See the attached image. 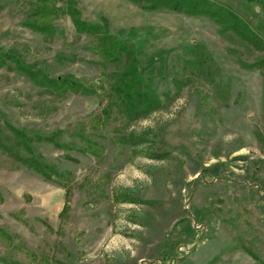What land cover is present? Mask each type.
<instances>
[{"label": "rangeland", "instance_id": "rangeland-1", "mask_svg": "<svg viewBox=\"0 0 264 264\" xmlns=\"http://www.w3.org/2000/svg\"><path fill=\"white\" fill-rule=\"evenodd\" d=\"M211 1L264 41L258 5ZM36 2L0 0V49L95 92L56 95L11 63L0 66V264H264V48L222 33L207 16L75 0L83 20L104 19L110 34L133 44L159 102L131 122L115 111L101 119L109 74L123 58L103 59L65 13L52 17V36L28 28ZM7 126L28 136L60 131L68 148L31 146L66 181L16 161Z\"/></svg>", "mask_w": 264, "mask_h": 264}, {"label": "trees", "instance_id": "trees-1", "mask_svg": "<svg viewBox=\"0 0 264 264\" xmlns=\"http://www.w3.org/2000/svg\"><path fill=\"white\" fill-rule=\"evenodd\" d=\"M131 1L142 3L143 8L148 10L165 8L186 15L207 16L220 27L222 33L232 30L242 40L264 48V41L243 19L237 16L230 8L221 6L211 0ZM244 1L254 3L264 10V0ZM58 12L65 13L70 18L72 26L77 33H84L93 38L98 54L103 59L119 62L120 58H123L121 69L109 74L111 81L105 94V104L102 107L101 119H106L110 112L115 111L124 123H127L145 116L157 108L159 102L156 95L141 78L133 44L126 39H120L110 34L104 19L100 23L83 20L76 7L75 0H62L61 6H56L55 0H37L34 8L29 12L31 19L25 21V25L43 36H52L58 30L52 26L51 20L52 17L57 16ZM6 62L11 63L15 70L23 73L32 84L56 95L70 92L88 96L95 92L94 86L83 84L71 74L48 76L43 69L26 64L22 56L14 48L0 49V66L6 65ZM261 63L264 64V60ZM7 127L11 132L14 145L18 148V152L13 151L12 148L9 149V153L16 161L32 169L45 180H54L58 183L66 181V172L46 162L40 154H35L31 146L33 141L46 140L58 148H68L67 144L60 141V131H55L48 135L34 133L32 136H28L24 130L12 126ZM80 139L88 151L97 153L99 148L95 142L89 140L87 136L81 135ZM119 141L121 142V140ZM0 146L4 147L2 143H0ZM0 234L7 237L6 233L1 229ZM1 262L2 264H12L3 259H1Z\"/></svg>", "mask_w": 264, "mask_h": 264}]
</instances>
